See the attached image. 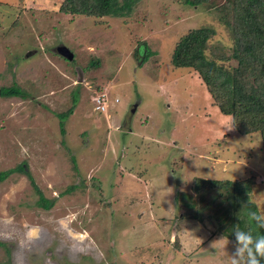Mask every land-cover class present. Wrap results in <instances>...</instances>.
Masks as SVG:
<instances>
[{
    "label": "rangeland",
    "instance_id": "rangeland-1",
    "mask_svg": "<svg viewBox=\"0 0 264 264\" xmlns=\"http://www.w3.org/2000/svg\"><path fill=\"white\" fill-rule=\"evenodd\" d=\"M225 1L140 0L129 16L97 17L64 13L63 0H0V87L28 94L0 96V171L24 164L55 199L40 207L20 171L0 182V264H230L234 241L187 217L176 195L195 193L196 177L254 178L264 213L262 138L237 133L197 72L172 62L201 26L232 53Z\"/></svg>",
    "mask_w": 264,
    "mask_h": 264
},
{
    "label": "trees",
    "instance_id": "trees-1",
    "mask_svg": "<svg viewBox=\"0 0 264 264\" xmlns=\"http://www.w3.org/2000/svg\"><path fill=\"white\" fill-rule=\"evenodd\" d=\"M139 1L63 0L60 11L86 16L124 17L132 13ZM175 1L196 6L209 0ZM218 8L225 12L222 20L233 36L232 53L226 56L219 47H210V38L215 30L201 26L189 29L180 37L172 55V62L176 67H187L196 71L205 84L212 103L221 113L232 117L237 133L241 135L259 133L264 150V0H226ZM141 46L145 50L143 59L145 62L152 51L146 45ZM232 60L236 61L235 65ZM1 89L2 97L5 98L28 96L15 82ZM70 112L71 110L62 113V118H66ZM62 118L61 125L64 126ZM62 131L64 132L63 129ZM14 171L29 175L33 187L39 194L37 203L40 207L50 209L54 206L55 199H49L42 193L24 164L0 171V182L6 180ZM254 182V178L225 180L196 177L191 185L195 193L178 192L176 202L183 211H186L185 215L189 218L204 223L209 217L216 225L215 232L233 241L237 228L251 231L253 236L264 235V228H257L254 221H248L249 211L259 212L258 206L250 200ZM74 188L76 184L70 186L69 190ZM0 246L5 244L0 241ZM261 264H264V260Z\"/></svg>",
    "mask_w": 264,
    "mask_h": 264
},
{
    "label": "clouds",
    "instance_id": "clouds-1",
    "mask_svg": "<svg viewBox=\"0 0 264 264\" xmlns=\"http://www.w3.org/2000/svg\"><path fill=\"white\" fill-rule=\"evenodd\" d=\"M248 221H254L257 228H264V213L249 211ZM234 237L235 250L231 254L230 264H261L264 260V235L253 236L251 231L237 228Z\"/></svg>",
    "mask_w": 264,
    "mask_h": 264
},
{
    "label": "water",
    "instance_id": "water-1",
    "mask_svg": "<svg viewBox=\"0 0 264 264\" xmlns=\"http://www.w3.org/2000/svg\"><path fill=\"white\" fill-rule=\"evenodd\" d=\"M57 54L62 56L63 58L67 59L68 61H73L75 54L74 52L68 48L66 45H60L56 49ZM0 95H1V88H0Z\"/></svg>",
    "mask_w": 264,
    "mask_h": 264
},
{
    "label": "built area",
    "instance_id": "built-area-1",
    "mask_svg": "<svg viewBox=\"0 0 264 264\" xmlns=\"http://www.w3.org/2000/svg\"><path fill=\"white\" fill-rule=\"evenodd\" d=\"M105 101H106V98H105V95L102 94V95H99L96 99V110H100V111H104L105 110Z\"/></svg>",
    "mask_w": 264,
    "mask_h": 264
},
{
    "label": "flooded vegetation",
    "instance_id": "flooded-vegetation-1",
    "mask_svg": "<svg viewBox=\"0 0 264 264\" xmlns=\"http://www.w3.org/2000/svg\"><path fill=\"white\" fill-rule=\"evenodd\" d=\"M3 86H1L0 88H2ZM1 96H2V89H1Z\"/></svg>",
    "mask_w": 264,
    "mask_h": 264
}]
</instances>
